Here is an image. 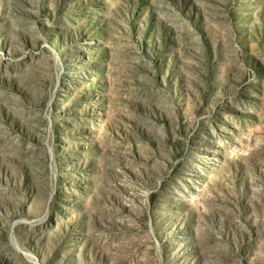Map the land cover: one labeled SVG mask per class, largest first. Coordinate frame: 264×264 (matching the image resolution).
<instances>
[{
    "label": "rangeland",
    "instance_id": "374dc122",
    "mask_svg": "<svg viewBox=\"0 0 264 264\" xmlns=\"http://www.w3.org/2000/svg\"><path fill=\"white\" fill-rule=\"evenodd\" d=\"M0 264H264V0H0Z\"/></svg>",
    "mask_w": 264,
    "mask_h": 264
}]
</instances>
